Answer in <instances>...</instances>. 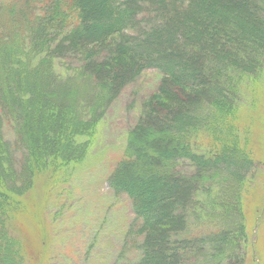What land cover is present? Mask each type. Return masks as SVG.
Masks as SVG:
<instances>
[{
	"label": "rangeland",
	"instance_id": "1",
	"mask_svg": "<svg viewBox=\"0 0 264 264\" xmlns=\"http://www.w3.org/2000/svg\"><path fill=\"white\" fill-rule=\"evenodd\" d=\"M186 1L137 0L138 10L142 12L127 21L124 31L108 35L101 29L102 36L98 40L94 38L98 31L92 23H82V26L94 28L89 32L93 36L91 39L81 37L86 41H77L84 45L87 62H83L90 63L86 68L79 62L78 53H72L70 48L64 49L67 42L63 50H59L58 60L63 66L55 73L60 80L54 84L52 82L53 86L49 85V88L54 91V98L61 100L60 104H55L64 108V113L71 111L70 104L73 101L81 100L78 94L82 92H76V87L67 85L65 81V78L70 80L78 71H81L80 79L86 77V93H91V86L96 89L93 84L96 76L92 75L104 68V85H109L110 91H117L118 94L103 112L97 111L99 120L89 133L85 135L82 132L73 140L75 145H83L76 163L61 168L55 166H59L57 161L42 165L33 177L29 190L4 202L15 220L14 233L24 246L21 251L23 264H123V258L118 257L122 245L133 244V241L139 243L141 238L137 240L135 236L127 235V228L134 218L130 202L124 195H117L109 188V180L111 172L122 158L128 132L137 125L138 116L145 115V105L149 104V111L157 114L153 119L149 118L151 122L142 128L144 132L135 146L138 158L131 159L133 166L129 173L134 183L142 188L144 197L153 196V190L157 192V188L166 197L162 200L164 203L151 205L163 214L156 226L158 237L150 248L153 256L151 264H264V0ZM35 2L30 4L35 9L31 14H25L28 23L24 24L16 20L24 18L19 11L25 3L27 5L24 8L28 9L30 2L0 0V28L8 29L5 33L12 39L0 44V61L4 58L2 64L5 66L0 70V78L5 77L6 83V76L10 77L8 82L13 84L15 82L11 80H20L19 74L23 72L24 66L26 71H30L28 64L30 68L33 67L31 73L34 67L39 65L41 68V73L33 75L30 83L44 79L47 73V70L42 72L44 60L52 48L62 41L59 35L58 38L56 35L50 36L49 29L46 32L47 39L31 40L33 35L29 32L33 30V24L45 18L42 11L46 0ZM12 4L16 6L14 17L17 18L13 19V25L7 22L8 7ZM162 7L164 10H159ZM69 12L71 22L65 25L68 30L77 24L73 23L75 14ZM146 12L150 14L147 16ZM144 14L147 21L144 20ZM96 20L102 26V21ZM138 36H143V39L149 37L146 45L150 49L147 51L148 56L157 60L163 56L167 60H159L165 63L179 60L190 71L198 68L201 71L208 70L213 80L224 79L232 88L236 86L240 93V101L244 104L240 109L237 108V113L235 110L231 113L232 117L227 116L236 129L232 132L221 130L220 135H224L223 138L228 141H238L237 146L244 151L242 154L249 156L252 166L237 162L240 159L238 155H233L232 164H228L229 169H233V173L240 177L242 193L240 209L234 217L229 216L231 227L226 233L222 234L221 223L215 217L220 213L197 218L192 211L194 208L199 210L197 205H204L202 210L206 209V213L210 214L216 209H211V205L204 204L194 195L203 193V190L210 191L214 183L213 177L209 179L208 175L213 174L215 165H204V157L200 158L190 150L180 153L179 157L177 153L181 144L185 145L183 137L186 136H179L178 130L187 132L194 129L189 116H184L185 113L211 99L224 100L222 97L225 92L219 93L223 89L222 85L218 84L221 88L215 86L203 89L204 85H186L173 78L167 83V94L159 95L158 89L166 80L163 74L147 67L137 78H132L133 71L140 65L144 67L149 64L148 58L130 53L127 48H122L121 54L116 52L115 48L122 45L123 41L128 39L133 42L132 37L139 40ZM76 37L80 39L79 35ZM243 60L252 64V69L243 70L241 75L238 62L244 63ZM109 77H113V80L108 81ZM86 93L81 97L89 96ZM68 95L72 96L67 98ZM16 102L20 104L19 99ZM1 108L9 114L7 107ZM175 113H178V117ZM68 114H64L62 123L70 121ZM173 131L177 140L172 139ZM237 132L239 136L235 135ZM190 135L186 139L196 140ZM7 138L10 139V136L2 137V141L7 142ZM197 142L200 143L198 139ZM197 142L194 144L199 146ZM9 143L7 152L12 145ZM49 147V143L43 142L40 148L49 151ZM165 147L166 151L162 152ZM173 154L176 164L174 177L168 168L161 165L156 167L159 160L171 159ZM10 159L14 162L13 183L17 185L25 182L24 174L17 172L18 167L23 169L26 166L25 162L19 158L15 161L13 156ZM224 165L219 164L214 175L228 177ZM152 179L156 182L153 183ZM183 205L190 208L182 211ZM230 213H226V216ZM181 215H184V226L188 228L186 234L182 235L184 240L179 235L183 227L179 218ZM211 216L215 220L214 225ZM236 216L242 220H236ZM194 223L201 227L193 229ZM243 228L247 229V233H243ZM212 235L214 238L209 242ZM196 238L200 241L193 242ZM2 254L6 255V252L2 250ZM127 256L129 258L130 252Z\"/></svg>",
	"mask_w": 264,
	"mask_h": 264
},
{
	"label": "trees",
	"instance_id": "2",
	"mask_svg": "<svg viewBox=\"0 0 264 264\" xmlns=\"http://www.w3.org/2000/svg\"><path fill=\"white\" fill-rule=\"evenodd\" d=\"M136 1L137 0H123L122 2L121 0H46V2H44L46 3L44 6L45 8H43L42 11L45 18L41 20V22H35L33 24V30L31 29L29 32L30 35H33L31 40L34 39L40 41V39H47L48 35L46 32H49L47 31V29H49L51 30L50 36L56 35L58 38L59 35L60 40L62 41L57 43L56 48L55 46L52 48L53 50L47 55L48 58L45 59L47 61L44 60L45 63L43 64L45 68L42 69V72L47 70V73L44 74V79L39 80V82L33 81L30 83L34 78L33 75L41 73L39 65L34 67L33 72L31 73L30 71H32L33 67L30 68V64H28L30 71H26L25 66L22 68L23 72L19 74V76H21L20 80L17 78L15 81L11 80V82H15L14 84L8 82L10 79L8 76H6L8 85H6L7 83L4 81L5 77L0 78V234L2 238V241H0L2 242L0 244V264H23L21 251L24 246L14 233L15 231L13 229H15V220L11 214H9V211L7 210L8 207L4 202L7 199L11 200L12 197H17L24 190H29L33 183V177L42 165L48 164L51 161L56 163L57 161L59 166L56 164L55 166L61 168L68 164L76 163L81 156L80 149L83 145L81 147L80 145L77 146L73 140H75V138L82 132L85 135L89 133V130L93 128L99 120V113H97V111L101 110V112H103L109 107V104H111L112 101L116 100L118 94L117 91L112 93L109 85H104V68H102L100 72L97 70L95 72L96 74L92 75L96 76V82L93 83L95 84L96 89H93L94 87L91 86V93H86L88 90L87 85V88H85L84 84V79L86 77L80 79L81 71H78L71 76L70 80L68 77L65 78V81L68 82L67 85L75 86V91L80 90L83 95L86 93L89 94V96L83 98L81 97L82 94H78V98L81 100L77 99L75 102L73 101V103L70 104L71 111L68 110L69 114L67 112L64 113V108H61L59 105L56 106L55 104V102L60 104L61 100L54 98V91L49 88V85H52V82L54 84L55 81L60 80L57 77L59 75L55 73V71L63 66V63L58 60L60 58L59 53H61L59 50H61V48L63 50L64 45L67 42L65 45L66 48L64 49L67 50V48H70L73 50L72 53H78L80 57L79 62L83 63L84 65L82 64V66L86 68L90 63L83 62V60L87 62V56L84 54V45L83 43L80 45L77 41H86L81 39V37H85L88 40L91 39L93 36L90 35L89 32L94 28L98 31L97 35H94V38H96L95 40H98L102 36L100 33L101 29L105 30V33L108 35L123 32L125 25L128 24L127 21H131L132 18H135L142 12L138 10ZM28 2H30L27 7L28 9L24 8L27 5L26 2L23 5L24 7L19 11L24 18L16 21L25 24L27 22L25 14H31V12L34 11L33 9L35 8H31L30 4L34 3L35 0H28ZM185 2L187 1L185 0ZM8 8H10V10L9 14H7V22L13 25L14 20L17 19L14 17L16 6L12 4ZM1 9L2 8H0V10ZM69 10L75 14L76 20L73 23L77 22V24L73 26L74 28L71 26L68 30L65 25L68 22H71L70 17H68L70 13ZM159 10L162 11L164 9L162 7ZM154 12L157 13V11ZM146 14L148 16L150 12H146ZM146 14H144L145 21L148 20L146 19ZM153 14L156 15L155 13ZM96 18L99 19V21H102L103 27L99 26ZM87 21L92 23L94 28L85 27L84 24L82 26V23ZM134 26H136V24H134ZM21 27H26V25ZM7 30L8 29H3L2 27L0 28V44L4 41L12 40L7 37L5 33ZM63 34L64 36H62ZM78 35L80 39L78 37L75 39V36ZM138 37H140L138 38L139 40H136V37H132L133 42L136 40V43H133L128 39L125 42L123 41L122 45H118L115 48L116 52L121 54L123 49L126 50L127 48L130 53L145 59L148 58L147 60L149 64L144 67L140 65L135 72L133 71L132 78H137L138 74L147 67L155 69L160 74H163L166 80L163 81L161 89H158L159 95L167 94V92H165L168 86L167 83L170 80H173V78L177 79L178 83L183 82L186 85H198L200 87L204 85L202 86L203 89L215 86L220 87V85H222L223 89L222 91H219V93L225 92V96H221L224 100L219 101L217 99H211L209 102L201 103V105L195 107L193 111L190 110L191 112L188 111L185 113L184 116H189L191 126L194 129L187 132L180 129L178 130V134L181 137L191 134L190 136H193L196 140L192 141V139H186V136L183 137L185 145L180 143L181 148L179 147V152L177 153L179 157L180 153L188 152L190 150L191 152H194L195 155H199L200 158L201 156L204 157V165H215L213 174L210 173L208 175L209 179L210 177H213L212 183H214L210 191L203 190V193L198 192L194 195H197L196 198H198L199 201H203L204 204L211 205V209H216L213 211V214H210L208 212L206 213V209L202 210V206L204 205H197L199 206V210L194 208L192 211L195 215L194 217L197 218H204V215H214L216 212L220 213L218 216L215 215V217L218 219L217 221H220L221 223L222 234L226 233L229 227H231V224H229L228 221L230 220L229 216L234 217L239 211L238 209H240L239 203L241 202L240 198L242 193V191L240 192V177L238 174H234L233 169H229L228 166L230 163L232 164L234 160L232 159L233 155L239 156L240 159L237 162H240V164H248L246 166L250 165L249 156L245 153L242 154L244 151L239 149L236 144L239 142L237 141L235 143L232 140L228 141L227 138H223L224 135H220L221 130L224 131L225 129L232 132L236 129V127L234 128V125L229 122L230 117L227 116H231V113H233L234 110L235 113H237V108L240 109V106L244 104L242 100L240 101V93H238V89L236 90V86L232 88L230 83L227 81L225 82L224 79H219V81L213 80L214 78L208 70L206 71L204 69L201 71L200 68H198L195 71H190L187 68V65L179 60L173 62L167 61V63H165L161 61L167 60L163 58V56H161L162 58H159L161 60L148 56L149 54L147 51L150 49L146 45L150 40H148L149 37H146V39H143V36ZM50 41H52V39H50ZM126 44L128 46H126ZM58 47L60 49H58ZM3 61L4 58L2 59V62ZM243 61L244 63L238 62V70H240L238 72H241V75H243V70L252 69V64H248V61L246 60ZM2 62L0 63V70L5 67ZM253 66L255 67V65ZM234 76L236 77L237 75ZM189 77L191 79H189ZM187 79H189L188 82H186ZM110 80H113V77H109L108 81ZM234 83L236 84V82ZM18 85H21V87ZM75 91H73V93ZM69 96L72 95H68L67 98ZM65 97L66 96L63 98ZM17 99L20 100V104H17ZM1 106L7 107L9 114L6 113V110H3ZM145 108L146 111L143 114L147 115L145 116L141 114L138 116L137 125H134V127L128 132L122 158L111 172L109 180V188L117 195H124L130 202L131 214L134 218L131 221L130 226L127 228V235L129 237L135 236L137 240L141 238L139 243L133 241V244L122 245V250L119 251L118 257L123 258V264H151L153 256L150 252V248L158 237L156 226L160 221L161 216H163L162 213H158L157 207L152 208L151 205L159 202L164 203L162 200L166 199V197L162 196V193L159 192L160 190L158 188V191L156 190L157 192L153 190V196L144 197L142 188H140L136 182L134 183V180L129 173L130 168L133 166L131 159L138 158L135 146L138 144L140 137L144 132V129L142 128L147 122H151V119L149 118L153 119L157 114L154 111H149L150 104L145 105ZM167 111L171 112V109H168ZM170 112L168 115L171 119L172 116ZM63 113L68 114L70 118L69 122L62 123V117L64 118ZM177 114L175 113V115ZM174 119H176V117ZM9 126H11V130L9 129L10 131H8ZM211 132H213V134H211ZM173 134L174 137H172V139L177 140L178 138L177 136L175 137V131H173ZM229 135L231 136V134ZM235 135L239 136L238 132ZM7 136H10V139L7 138V142L6 140L2 141V137ZM49 138H52V140ZM197 139L200 143L197 142ZM9 142H11L12 145L10 151L7 152V148L10 147ZM43 142L49 143V151H44L40 148ZM195 142H197L199 146L194 144ZM241 142L244 143L242 140ZM57 146L58 148L55 149ZM202 147L206 149H203ZM43 151L45 153H43ZM164 151H166V147L162 149V152ZM174 154L171 159L159 160L157 162L158 165L156 166L160 167L161 165L168 168L173 177L176 167ZM10 155L13 156V159L15 158V161L16 158H19L21 161L23 160L25 162L26 166L23 169H20L19 167L17 168L18 174L22 173L26 177L25 182H19L17 185L13 183L14 176H12V165L14 162L11 161ZM219 164H225L224 166L229 173L228 177L222 175L219 177L218 174L214 175L218 170ZM250 166H252V164ZM136 177L140 179L139 176ZM152 182L155 183V179H152ZM199 191H201V189ZM189 208V206L183 205L180 210L183 211ZM231 211H233V213H230ZM226 213L230 214L226 216ZM211 217L212 225H214L215 220L213 216ZM179 218H181L183 223L179 235L183 239L184 237L182 235L186 234L188 228H185L184 226V215H181ZM236 220L242 219H238L237 217ZM205 225H207V223ZM200 227L201 225L193 224V229ZM243 233H247V229L243 228ZM213 238L214 235L210 236L209 242ZM4 239L5 241H3ZM189 241H191V239H189ZM192 241L197 242L200 240H197L196 238ZM2 250L3 252H6V255L2 254ZM129 252L130 256L128 258L127 254H129ZM241 257L243 258V255H241ZM156 264H158V262Z\"/></svg>",
	"mask_w": 264,
	"mask_h": 264
}]
</instances>
